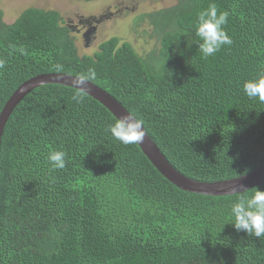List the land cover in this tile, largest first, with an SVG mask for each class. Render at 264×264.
Returning a JSON list of instances; mask_svg holds the SVG:
<instances>
[{"label":"trees","instance_id":"1","mask_svg":"<svg viewBox=\"0 0 264 264\" xmlns=\"http://www.w3.org/2000/svg\"><path fill=\"white\" fill-rule=\"evenodd\" d=\"M213 3L229 13L232 44L204 58L195 23ZM141 19L158 38L156 53L143 59L113 38L79 57L57 12L27 9L11 25L0 13V113L35 76L94 69L90 82L144 121L182 176L215 183L264 166V104L243 92L264 71V0H179ZM73 93L34 90L4 129L0 264H264V238L231 225L236 197L255 189L230 197L180 191L136 145L111 137L116 120L106 110L87 96L74 102ZM53 150L66 153L64 169L48 164Z\"/></svg>","mask_w":264,"mask_h":264},{"label":"rangeland","instance_id":"2","mask_svg":"<svg viewBox=\"0 0 264 264\" xmlns=\"http://www.w3.org/2000/svg\"><path fill=\"white\" fill-rule=\"evenodd\" d=\"M179 0H0L2 22L11 25L27 9L57 12L79 57L92 56L101 43L117 38L141 58L159 49L158 38L147 19L151 13L171 8Z\"/></svg>","mask_w":264,"mask_h":264},{"label":"clouds","instance_id":"3","mask_svg":"<svg viewBox=\"0 0 264 264\" xmlns=\"http://www.w3.org/2000/svg\"><path fill=\"white\" fill-rule=\"evenodd\" d=\"M229 13L219 12L213 3L198 13L195 23V35L198 39V49L204 58L215 55L225 45H231L232 39L225 31ZM5 62L0 60V70L4 69ZM57 72H63L61 65L56 66ZM96 76L94 69L72 78L71 85L74 91L71 99L76 103L84 101L87 86ZM243 92L249 99H258L264 104V71L254 79L243 84ZM106 131L111 137L123 145H137L143 142L147 135L144 121L127 114L119 117L110 124ZM66 153L53 150L47 155V162L52 170L64 169L66 166ZM250 196L241 194L236 197L230 207V215L233 219L232 226L237 232H245L249 237L264 238V191L254 188Z\"/></svg>","mask_w":264,"mask_h":264},{"label":"water","instance_id":"4","mask_svg":"<svg viewBox=\"0 0 264 264\" xmlns=\"http://www.w3.org/2000/svg\"><path fill=\"white\" fill-rule=\"evenodd\" d=\"M72 78H74V76L46 74L35 76L21 84L5 103L0 113V144L4 129L12 113L25 97L43 86H61L76 91L71 85ZM85 96L99 104L115 120L129 114V112L114 98L91 82H89L87 86ZM136 146L162 178L180 191L186 193L206 197H230L247 192L264 184V166L247 175L227 181L215 183L193 181L179 174L167 162L148 135L145 136L142 143Z\"/></svg>","mask_w":264,"mask_h":264}]
</instances>
